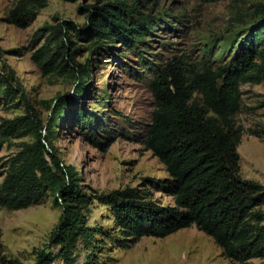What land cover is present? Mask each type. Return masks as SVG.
Returning a JSON list of instances; mask_svg holds the SVG:
<instances>
[{"label":"rangeland","instance_id":"obj_1","mask_svg":"<svg viewBox=\"0 0 264 264\" xmlns=\"http://www.w3.org/2000/svg\"><path fill=\"white\" fill-rule=\"evenodd\" d=\"M15 1L0 0V124L30 111L45 125L55 115L59 99H75L63 108L58 123L52 126L54 131L47 134L43 130L42 134L59 158L74 166L79 188L89 201L87 225L97 234L86 248L77 247L78 262L92 253L98 264H232L212 238L194 225L164 238L142 237L128 249L117 248L119 233L110 208L97 196L135 187L148 198L173 203L147 180L164 179L167 174L142 142L154 108L148 85L152 72L145 63L158 69L177 56L193 62L204 49L216 63L225 61L250 31V16L264 0H141L138 12L154 20L140 44L129 48L116 42L115 47L91 53L89 41L71 38L79 48L75 62L89 63L91 70L79 95L77 77L44 74L34 54L51 27L64 21L83 26L86 7L95 0H48L24 28L4 21ZM69 29L65 28L72 37L74 32ZM240 90L242 108L235 117L243 129L237 148L239 172L244 179L264 184V134L256 137L250 133L264 129V82L243 84ZM30 141V136L0 138V183L9 157L22 142ZM54 198L49 192L40 203L19 210L0 206V264H34L38 251L52 249L50 232L61 214ZM252 261L264 263V258Z\"/></svg>","mask_w":264,"mask_h":264},{"label":"trees","instance_id":"obj_2","mask_svg":"<svg viewBox=\"0 0 264 264\" xmlns=\"http://www.w3.org/2000/svg\"><path fill=\"white\" fill-rule=\"evenodd\" d=\"M47 2L16 0L4 21L24 28ZM141 3L95 0L86 7L83 26L64 21L51 27L34 59L38 57L44 74L77 77L76 93L81 94L83 83L90 78V64L75 62L79 48L73 46L71 38L89 41L91 53L115 47L116 42L129 48L140 44L154 20L138 12ZM249 21L250 31L225 61L216 63L204 49L200 59L193 62L177 56L158 69L145 63L152 72L148 85L154 108L142 142L167 174L164 179L147 180L173 203L148 198L135 187L98 195V200L110 208L119 233L117 248L128 249L142 237L164 238L194 225L212 238L232 264H264L252 261L264 258V184L240 175L237 148L243 129L235 118L242 108L241 85L264 82V4L255 6ZM65 28L72 29V37ZM58 101L55 115L45 125L30 111L0 124L1 140L31 137L6 162L0 206L25 209L53 193L61 214L50 232L52 249L38 251L34 264H98L92 253L79 263L76 253L79 245L86 248L97 234L87 225L89 201L79 188L78 173L59 158L42 134L43 130L47 134L54 131L52 126L58 123L63 108L75 99ZM77 122H82L80 117ZM250 133L259 137L264 129Z\"/></svg>","mask_w":264,"mask_h":264}]
</instances>
